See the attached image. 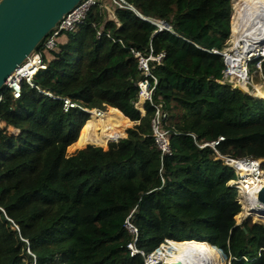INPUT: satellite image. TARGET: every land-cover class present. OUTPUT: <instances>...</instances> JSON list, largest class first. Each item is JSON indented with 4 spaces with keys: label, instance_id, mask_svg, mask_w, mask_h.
Listing matches in <instances>:
<instances>
[{
    "label": "trees",
    "instance_id": "trees-1",
    "mask_svg": "<svg viewBox=\"0 0 264 264\" xmlns=\"http://www.w3.org/2000/svg\"><path fill=\"white\" fill-rule=\"evenodd\" d=\"M125 1L99 0L44 55L34 86L17 99L0 93V264H146L127 247L132 211L145 254L169 239L214 249L221 264L222 251L229 264H264V222L237 223L242 204L229 183L228 159H255L264 171V96L222 82L232 0ZM135 51L164 56L146 76ZM146 77L155 90L142 115ZM64 98L79 106L65 110ZM159 107L171 154L153 137ZM83 108L106 119L93 117L94 136Z\"/></svg>",
    "mask_w": 264,
    "mask_h": 264
},
{
    "label": "built area",
    "instance_id": "built-area-1",
    "mask_svg": "<svg viewBox=\"0 0 264 264\" xmlns=\"http://www.w3.org/2000/svg\"><path fill=\"white\" fill-rule=\"evenodd\" d=\"M98 1L99 0H82L71 12H69L63 17V19L58 24L57 28L54 29V31L43 41V43L41 44L42 45L41 48L39 47L40 49L38 48L34 53L28 56L26 60L12 73V75L7 80V84L5 88H9L12 90L14 98L16 99L20 98L22 94V89L25 83H28L31 86H34L35 75L39 71L45 70L48 66L47 61L44 60V55L51 58L53 56V52L58 49V42L60 40L61 34L64 31L73 30L78 24L82 23L85 20L87 13L90 11V9L95 4H97ZM112 1L118 6H122V7L129 6L130 7V5L125 0H112ZM106 9L109 11L111 10L110 12L113 13V9L110 5L106 4ZM148 20L156 24L158 26V29L161 28V29L170 30V25L165 21L153 20V19H148ZM233 34L234 33H233V26H232V35ZM252 43L253 45L248 46V48L245 49L246 50L245 53L241 55L236 54V50L230 49L229 48L230 46L229 47L226 46L222 51H220V53L223 54L224 56V61L226 65V69H225L226 79L240 81L242 79L241 73L245 72V75L247 76L246 82H248V80L250 79L249 65L250 63L255 62V61H258L257 67L259 69H262V64L264 62V44L261 45L259 43H256L253 40H252ZM242 46H243V42H241L239 44V47L237 48L242 49ZM135 56L139 60V68L144 71L146 76H149L150 75V61L152 60L161 61L164 54L163 53L159 55L150 54L146 56L139 51H135ZM34 63H35L36 68L31 69L34 66ZM139 87H140V94H139V99L136 103V107L140 109L137 104L141 99H143L144 110L143 111L141 109L140 110L145 115L147 102L153 100V92L155 90V84H152L151 80L148 77H146L145 79L139 82ZM0 101H1V97H0ZM64 101H65L64 102L65 110H68L70 107H73V106H79L77 103L73 102L69 98H64ZM83 109L90 111L89 108H83ZM165 116L166 114L164 110H162L159 107L156 115L152 119L153 137L159 149L162 151V154L164 155L172 153L171 147H170V133L167 129H165L164 124H163ZM223 138H224L223 136H220L218 140L210 143V145L215 147L216 145L219 144V142ZM246 159H249L248 161H251V162L254 160L251 158H246ZM246 159H242V160H246ZM229 160L231 159L227 160L228 164H230L228 162ZM261 166L262 164H260L259 169H261ZM132 214H133V211L126 218V221L124 224L125 228L134 236V239L127 244V247L130 250V254L132 256L138 253H141L142 255L145 256L146 264H151L152 255L155 253V251L145 254L143 250H140L137 247L136 242H137V236H138V227L131 220ZM168 242L170 243V241ZM165 245L167 244L164 243L161 247H164ZM33 264H37V261L35 260ZM60 264H65V263H60Z\"/></svg>",
    "mask_w": 264,
    "mask_h": 264
},
{
    "label": "water",
    "instance_id": "water-1",
    "mask_svg": "<svg viewBox=\"0 0 264 264\" xmlns=\"http://www.w3.org/2000/svg\"><path fill=\"white\" fill-rule=\"evenodd\" d=\"M81 1L0 0V93L12 73L40 47L63 17ZM250 39L264 44V17L259 18ZM234 87L250 93V90L246 91L240 86ZM85 111L90 113L88 110ZM253 199L264 207V184L255 191ZM260 211V214L264 215V211Z\"/></svg>",
    "mask_w": 264,
    "mask_h": 264
},
{
    "label": "bare ground",
    "instance_id": "bare-ground-1",
    "mask_svg": "<svg viewBox=\"0 0 264 264\" xmlns=\"http://www.w3.org/2000/svg\"><path fill=\"white\" fill-rule=\"evenodd\" d=\"M234 16H233V36L231 40L230 49L236 50V54H244L245 49L248 46L253 45L250 35L258 22L259 18L264 17V0H239L234 3ZM243 42L242 49H238L239 44ZM252 43V44H251ZM37 58V57H35ZM264 63V62H263ZM263 65V64H262ZM29 67V66H28ZM34 66L31 69H34ZM242 79L240 81H233L235 86L239 83L243 89L249 91L247 86V76L245 72L241 73ZM245 79V80H244ZM257 92L264 96L262 85H255ZM138 105V104H137ZM98 109V108H97ZM90 109V115L98 118L100 123L106 127V119L104 116H100L97 112ZM135 123V122H134ZM118 131V130H116ZM119 140V139H118ZM117 140V141H118ZM111 143V142H110ZM231 165L235 166L240 172L242 178L239 182L241 192L247 194L245 197L246 211L253 208L255 214L259 213L260 210L264 211V207L258 205L253 199L255 191L264 184V173L259 169L260 161L253 160H229ZM228 161V162H229ZM242 194V195H243ZM260 211V212H259ZM258 214V215H259ZM261 215V214H260ZM264 216V215H263ZM171 252H159L156 251L152 255V263L156 264L159 260H164L165 263L174 264H221L222 258L218 253L211 248H204L200 245H196L192 242H179L170 240V246H168Z\"/></svg>",
    "mask_w": 264,
    "mask_h": 264
},
{
    "label": "rangeland",
    "instance_id": "rangeland-1",
    "mask_svg": "<svg viewBox=\"0 0 264 264\" xmlns=\"http://www.w3.org/2000/svg\"><path fill=\"white\" fill-rule=\"evenodd\" d=\"M236 1H239V0H232V5H234V3L236 2ZM109 11V10H108ZM111 11V10H110ZM109 11V14H110V16H113V13L112 12H110ZM233 16H234V6H233V14H232V18H233ZM64 36V35H63ZM232 36L233 35H231V37H230V39H229V41H228V45H227V47H229L230 45H231V40L233 39L232 38ZM258 65V64H257ZM249 77H250V79L248 80V84H247V86L249 87V89H250V93L253 95V96H255V97H261L260 96V94L257 92V89H256V86L255 85H259V84H261L263 87H262V90H263V92H264V63H263V65H262V69H257V71H255L253 74H251L250 75V73H249ZM233 81H238V80H232V79H224L222 82H228V83H230L233 87H234V83H233ZM236 85H238V86H241L239 83H236ZM261 98H263V97H261ZM109 107V106H108ZM143 107H144V103H143ZM101 109V108H100ZM108 109V108H107ZM107 109H101V110H107ZM143 113V112H142ZM142 115H144V114H142ZM89 117H90V113H89ZM91 117H92V119H93V123L89 126V132L91 133V135H93L94 136V127H95V121H94V118H93V116L91 115ZM140 123V121H135V123L131 126V127H129L128 129H127V137L126 138H124V139H121V141H123L124 143H125V141L127 140V138H128V136H129V133H128V130L130 129V128H132V127H134L136 124H139ZM83 128V127H82ZM82 130V129H81ZM119 131V130H118ZM118 131H115L116 132V134H118ZM118 140V139H117ZM116 140V141H117ZM111 142H114V141H111ZM89 146H88V151H90V153H91V157H93V158H97L98 156H99V152H97V149L96 148H94V149H89V147L91 146L90 144H88ZM125 148H126V150H125V155L123 156V157H126L128 154H129V149H128V146L125 144ZM69 151V150H68ZM73 154V153H72ZM89 154V153H88ZM68 155H70L69 154V152H68ZM229 163H230V161H229ZM263 163V162H262ZM231 164V163H230ZM229 164V165H230ZM233 166V165H232ZM234 167V169H235V173H236V175H235V178H236V180H233V181H231V179H230V181H229V183L231 184V185H233V186H235L236 187V189H237V199L239 200V202L242 204V206H243V208H242V211L236 216V220H237V223L238 224H240V223H242L243 221H244V219H252L254 222H264V216L263 215H260L259 213H257V214H254V215H242V212H244V210H245V212H246V206H245V197H247L248 195L247 194H243L242 192H241V190H242V188H240V184H239V182H240V180L242 179L241 177H240V175H241V172L235 167V166H233ZM263 173H264V171H263ZM243 194V195H242ZM247 195V196H246ZM252 211V209L250 210V212ZM259 214V215H258ZM168 246H170V243H166ZM163 244H161V246H162ZM167 245H165L164 247H161L160 246V250H159V252H171V250H169V248H168V246ZM29 250V249H28ZM221 250V249H220ZM31 251V250H30ZM155 252L157 251V250H154ZM222 251V250H221ZM222 255H223V264H229V261H227V257H226V255L224 254V252L222 251ZM159 264H163V262H164V260H159Z\"/></svg>",
    "mask_w": 264,
    "mask_h": 264
},
{
    "label": "clouds",
    "instance_id": "clouds-1",
    "mask_svg": "<svg viewBox=\"0 0 264 264\" xmlns=\"http://www.w3.org/2000/svg\"><path fill=\"white\" fill-rule=\"evenodd\" d=\"M232 23H233V18H232ZM233 26V25H232ZM232 35V34H231ZM258 62V61H257ZM140 110V109H139ZM141 111V110H140ZM142 112V111H141ZM143 114V113H142ZM255 160V159H254ZM232 166V165H231ZM263 171V170H262ZM242 208H243V206H242ZM244 220H247V219H244ZM168 241H170L169 239H167L164 243H169ZM163 243V244H164ZM160 248V247H159ZM159 248H157L156 250H158ZM153 252V251H152ZM149 253H151V252H149ZM146 263V262H145ZM160 262L158 261L156 264H159ZM163 264H168V263H165V262H163Z\"/></svg>",
    "mask_w": 264,
    "mask_h": 264
},
{
    "label": "crops",
    "instance_id": "crops-1",
    "mask_svg": "<svg viewBox=\"0 0 264 264\" xmlns=\"http://www.w3.org/2000/svg\"><path fill=\"white\" fill-rule=\"evenodd\" d=\"M60 39H62V40H66V37H65V36H62V37H60Z\"/></svg>",
    "mask_w": 264,
    "mask_h": 264
}]
</instances>
